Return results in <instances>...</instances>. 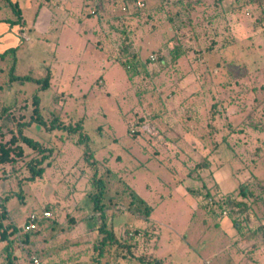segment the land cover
<instances>
[{"label": "rangeland", "instance_id": "1", "mask_svg": "<svg viewBox=\"0 0 264 264\" xmlns=\"http://www.w3.org/2000/svg\"><path fill=\"white\" fill-rule=\"evenodd\" d=\"M7 1L0 0V20L12 29V45L0 38V51L18 47L20 76L51 73L50 88L40 92L43 116L50 123L58 113L67 126L82 124L96 161L93 167L85 160L79 134H50L33 126L27 134L53 149L44 175L28 180L27 165L37 152L22 143L24 156L0 166V213L6 210L21 233L32 214L51 213L32 240L53 251L44 264H94L102 224L90 200L95 172L106 186V222L132 245L131 255L111 253L103 262L264 264L262 234L250 239L258 248L246 239L264 224V205L248 200L244 213L224 208L229 198L244 200L241 186L252 177L264 185V0L195 4L192 23L188 16L182 30L186 54L176 62L170 55L175 34L167 21L175 8L161 10L158 0H102L100 12L87 0H10L19 2L28 25L43 5L59 17L44 37L28 31L30 42L16 35L18 15ZM129 43L143 61L153 60L148 73L133 80L118 61ZM160 55L168 61L164 67L156 61ZM13 60L0 59V111L15 100L6 127L0 118V143L11 139L19 122L30 121L32 97L41 85L7 87ZM202 164L206 168L196 173ZM194 189L201 195L191 194ZM233 220L242 223V235ZM23 247L15 243L17 255Z\"/></svg>", "mask_w": 264, "mask_h": 264}, {"label": "trees", "instance_id": "2", "mask_svg": "<svg viewBox=\"0 0 264 264\" xmlns=\"http://www.w3.org/2000/svg\"><path fill=\"white\" fill-rule=\"evenodd\" d=\"M87 1H93L95 2L96 10L95 12H100L104 10L105 3L102 0H87ZM161 5V10L163 8L170 7L169 9L175 8L174 11H170L169 15L167 17V21L170 24V30L169 32L172 34L173 37L172 41L174 42V48L170 51V55L172 56L173 61H178L182 56L186 54V49L183 48L182 45V37L185 35L182 33V30L187 26L185 24V21L188 16H190L191 12L195 9V4H201V0H198L194 2L193 0H158ZM185 1L187 3H185ZM222 1V0H218ZM256 1H263V0H250L251 2ZM97 3V5H96ZM7 4L11 7V9L15 12V14L18 15L17 20L14 22H20L21 21V9L19 7V4L17 2H11L10 0L7 1ZM43 4V3H42ZM145 4V0H144ZM136 6V5H135ZM137 8V7H136ZM0 9H2L0 7ZM136 16H141L140 9H137V11L134 13ZM58 16L55 15L53 19V24L55 20H58ZM192 17L190 16L189 20L191 21ZM63 18L62 23L63 24ZM60 26V24H59ZM54 29V28H53ZM56 29V28H55ZM59 31L58 29H56ZM195 31V30H194ZM196 37L199 38V35H201L200 32L195 31ZM215 45V42L212 43ZM214 47H210L207 49V53L211 54V50ZM17 51L18 47H12L9 48L3 52H0V59L5 60L6 57L11 55V57L14 58L12 61L13 64L10 66L9 73H8V80L6 82V86L11 88L12 85L15 82L24 83L25 81H30L33 83L41 84L39 91L36 95L32 97L33 100V113L30 121L25 122L21 121L17 125L16 133H14L11 137V139L5 143H0V166L8 165V164H14L17 162L19 158H22L25 154L24 148L21 146L20 143L25 144L28 148L32 149L33 152H37V157H34L28 162V170L30 172V176L28 177L29 181H35L37 178H41L44 173L46 172L45 164L49 160L51 154L53 153V149L51 147H47L44 145L41 141L32 138L27 134L26 131L30 130L33 126H38L42 128L44 131L50 134H54L58 131H66L69 134H79V145L86 146V151L84 152L85 160L90 163L93 167H95L96 161H94V155L90 151L89 146V137L84 136L82 133L83 127L82 124H78L76 126H70L65 125L59 118V114L54 116L53 119H51V122L48 123L46 117L42 114L41 109V96L40 92L47 91L51 86V73H48L46 76L40 79H35L29 75H22L20 76L16 72L17 68ZM126 56L122 59H118L119 65L121 66V70L125 73V76L129 80H133L140 75H142L143 72H146V68L150 62H152V59H147L146 61H143L138 52H136L133 48L132 44H128L125 46ZM200 52V51H199ZM157 62H159L161 67H164L167 65L168 61L163 56H159L156 59ZM0 89L4 90L2 85H0ZM7 101V100H6ZM8 102V101H7ZM5 103L2 110L0 111V118L4 116L3 120V126H7L10 122L11 117L13 116L12 108L14 107L13 104H15V100L13 101V104ZM215 108V105L212 106ZM52 114H55L56 111H51ZM50 113V114H51ZM212 118H215L214 111L212 112ZM90 152V153H88ZM15 154V155H14ZM51 167V164L48 163L47 168ZM206 168V165H198L195 168L196 173H200V171L204 170ZM199 180H202V178H198ZM94 185L96 186V191L90 196V200L93 203V212L99 213L100 218L102 220L101 226H99L96 236V243L94 244V250L98 252L97 256L92 259L94 264H109L108 262H103V259L106 257L108 258L111 253L118 257H126L125 254L131 255L132 254V245L128 242V239H121L117 236V233L115 231L114 225H108L106 222L107 216H106V208L105 204L103 203V199L106 194V186L102 179L97 178V173H94ZM259 191H255L258 190ZM191 194H193L195 197H198L201 195V192L199 189L190 190ZM241 196L245 200H233V198L227 199V201H224V208L228 209L231 213L241 212L244 213L246 210L250 208V204L247 203L248 200L252 201V204H260L264 205V185L260 180H258L257 177H252L250 180V183H247L246 185L241 186ZM207 199L210 197V193H206ZM140 202L145 204V201L143 199H140ZM46 212V211H45ZM151 212V207H146V214L149 215ZM35 213V212H34ZM37 216L36 220V228L26 230L21 233L22 229L18 225H16L14 222H10V216L8 215L7 211L4 210L3 213H0V259H2L3 264H34V260L38 259L40 264H44L45 260H47L49 257H51L53 251L47 249L46 247H38L37 243L32 242L33 237L40 234L45 227L46 222L49 217H44V215H40L39 213H35ZM44 214V213H43ZM30 218L27 220V224H29ZM52 223H55L56 221L52 220ZM74 222V221H73ZM242 223L236 222L233 220V227L238 232L240 231V235H242ZM261 233L264 237V224L252 229L251 234L246 237V239L250 240L252 238H256L258 233ZM21 233V236L19 237L17 234ZM17 241L20 243H23V253L17 255L15 251V243ZM252 241V240H250ZM251 243L252 246L257 247L254 241ZM112 256V255H111Z\"/></svg>", "mask_w": 264, "mask_h": 264}, {"label": "crops", "instance_id": "3", "mask_svg": "<svg viewBox=\"0 0 264 264\" xmlns=\"http://www.w3.org/2000/svg\"><path fill=\"white\" fill-rule=\"evenodd\" d=\"M61 1L64 2L65 0H61ZM15 2H17L19 4L18 1H15ZM41 5H43V4H41ZM64 12L67 13L66 16L70 15V13L67 12L65 9H64ZM55 15H57V13L53 12L49 8L48 5H43V6H41L39 12L36 14L35 20L33 22H31L30 25H28L25 22L24 17H23V13H22L20 22L17 23V22H14L15 20L13 21V23L18 24V26H19L18 31H16V35L18 34L19 36H21L22 39H24V41H26V42L31 41L30 37L27 35V32L31 31V30H33L35 33H37L41 37H44L45 35H47L50 32L51 27L53 26V19H54ZM66 16L63 17L64 22H63L62 27L64 29L66 28V23L69 21V19H67V21H65V18H67ZM5 21L9 22V21H11V18H9ZM84 21H83V23H84ZM2 22H4V20H0V27L3 26L2 30L4 29L3 30L4 35L0 36V38H2L1 42L5 43V45H12V42L10 40V39H12L11 37L13 35V33L11 32L12 29H11V27L4 25L5 23H2ZM29 26H31V28ZM0 52H3V51H0Z\"/></svg>", "mask_w": 264, "mask_h": 264}, {"label": "built area", "instance_id": "4", "mask_svg": "<svg viewBox=\"0 0 264 264\" xmlns=\"http://www.w3.org/2000/svg\"><path fill=\"white\" fill-rule=\"evenodd\" d=\"M26 39H27V38H26ZM43 215H44V217H49V216H51V213L48 212V211H46V212H44ZM36 220H37V216H36V214H32V215L30 216V222H29V224L27 225V230L35 229V228H36V226H37V224H36ZM34 264H40L39 260H38V259H35V260H34Z\"/></svg>", "mask_w": 264, "mask_h": 264}]
</instances>
